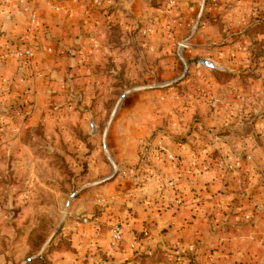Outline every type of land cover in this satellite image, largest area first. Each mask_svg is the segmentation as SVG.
Here are the masks:
<instances>
[{
    "label": "rangeland",
    "instance_id": "1",
    "mask_svg": "<svg viewBox=\"0 0 264 264\" xmlns=\"http://www.w3.org/2000/svg\"><path fill=\"white\" fill-rule=\"evenodd\" d=\"M253 13L255 19L246 24L244 38L238 42L241 47L253 49H245L235 67L218 59L220 43L216 41L197 46L189 36L176 39L170 26L155 38L158 27L144 23L138 28L137 39L133 30L125 43L122 41L126 54L114 53L119 46L116 37L108 45L112 52L103 47L92 52L85 50L73 65L76 70L70 77L74 81L70 86L53 88L48 100L37 102L34 92L16 102L1 99L0 142H16V147L8 149L6 157L10 160L3 162L6 166L0 169V191L4 192L3 197L0 194V264H61L59 255L63 252L62 257L68 260L65 264H75L70 256L71 228L89 223L86 216H95L96 210L76 214L72 204L94 186L89 175L97 172L94 162L109 160L110 149L124 153L140 139L148 143L147 148H155L159 139L166 136L177 142H191L193 154L206 162L203 167L199 163L191 166L193 174L209 171L223 177L224 188L218 189L223 196L218 205L225 198L228 208L222 210L224 213L214 210L215 199L201 195L196 187L188 192L181 190L179 199L182 203L194 195L200 198L196 200L198 204L209 201L206 215L213 222L220 218L225 238L231 240L239 225L246 226L256 218L261 223L264 81H259L262 72L257 69L264 67V9L257 8ZM185 43L187 47H182ZM202 58L212 60L217 67L203 65ZM235 58V54L229 55L230 61ZM233 78L239 84V108L243 112L233 121L235 114L226 109L224 115L228 118L221 124L217 118L223 105L220 94L223 91L229 99L233 96ZM133 96L141 98L135 100ZM234 105L232 110L237 109ZM251 106L254 109L245 111ZM153 112H157V118H153ZM14 114H21L22 119H14ZM18 123L25 126V135L5 133ZM142 124H146L148 133L138 135L140 139L134 136L135 142L129 141L131 129L135 132ZM23 141L30 145L25 151ZM144 156L148 163L145 171L151 174L158 166L157 156L150 150ZM135 172L124 168L121 175L133 176ZM233 191L240 193V198H229ZM92 195L100 196L96 192ZM237 209L243 213L241 217ZM117 224L122 225H107ZM258 228L262 237L264 231ZM255 249L263 251L262 246ZM168 261L188 264L185 256L172 253Z\"/></svg>",
    "mask_w": 264,
    "mask_h": 264
},
{
    "label": "crops",
    "instance_id": "2",
    "mask_svg": "<svg viewBox=\"0 0 264 264\" xmlns=\"http://www.w3.org/2000/svg\"><path fill=\"white\" fill-rule=\"evenodd\" d=\"M261 2L176 0L175 6H172L168 0H0V100L5 97L16 102L31 96L33 92L37 102L48 100L53 96V88L70 86V82L74 81L70 77L76 70L73 65L85 50L92 52L103 47V50L112 52L108 45L111 38L116 37L119 46L114 53L126 54L122 44L129 34H133V30L137 39L140 36L138 28L144 23L158 27L159 33L155 38L161 37L160 31L170 26L176 39L189 36L197 46L216 41L220 43L216 51L218 59L224 65L235 67V61L245 53L244 50L250 52L253 49L250 46L241 47L238 42L244 38L246 24L255 19L253 12L257 8L264 9V0L262 5ZM115 32L118 35H113ZM17 38H20L18 46L24 47L30 43L35 47L34 62L28 67L14 53V45L11 48L4 46L7 40ZM231 39L237 42L229 43ZM231 53L236 55L234 62L229 60ZM257 71L262 72L259 81H264V67H258ZM231 83H235L233 86L236 87L233 96L229 99L223 91L220 94L223 105L217 118L221 124L227 121L228 116L224 115L226 109L235 114L233 121L240 118L243 112L239 108V84L235 78ZM133 97L135 100L141 98ZM234 104H237V109H233L235 112L232 110ZM250 109L254 107L245 111ZM153 115V118L158 117L157 112H153ZM13 118L21 120L22 115L14 114ZM13 126L8 127L10 130L5 133L14 131L17 135H25V126ZM146 131V124H142L136 133L131 129L128 140L138 139L137 136L147 134ZM159 140L155 148H147L148 143L140 139V143L131 144V148L124 153L110 149L112 155L109 160L94 162L97 172L89 173L94 186L74 201L72 211L91 214L96 210V214L86 216L89 223L71 228L72 263L170 264L168 258L171 253L185 256L188 264L264 262V234L261 237L258 232V227L264 231V219L259 224V218H256V224L249 222L246 226L239 225L231 240L225 238L220 218H215L213 222L206 215L209 201L201 200L198 204L196 200L200 198L194 195L182 203L179 199L181 190L188 192L196 187L201 195L215 199L214 210L224 213L222 210L228 208L224 203L225 198L222 197V204L218 205L222 195L218 189L224 188L223 177L209 171L193 174L191 166L199 163L203 167L206 162L193 154L191 142H177L170 136ZM15 143L0 142V157L4 156L0 160V169L6 166L3 162H9L6 152L14 149ZM27 145L23 141L24 151ZM149 150L156 154L158 160V166L151 174L145 171L144 166L148 164L144 155ZM124 168L136 172L133 176H123L121 170ZM95 192L100 196L93 197L92 193ZM1 193L3 197L4 192ZM228 197L240 198V193L233 191ZM89 201L94 202L90 204ZM237 211L241 217L243 213L240 209ZM116 222L122 223L123 238L113 246L112 225ZM108 223L112 225L108 226ZM255 231L257 233L252 234ZM260 246L263 251L259 252L260 249L257 251L255 247ZM63 253L59 255L61 264L68 261L62 257ZM86 254L87 257L84 256Z\"/></svg>",
    "mask_w": 264,
    "mask_h": 264
},
{
    "label": "built area",
    "instance_id": "3",
    "mask_svg": "<svg viewBox=\"0 0 264 264\" xmlns=\"http://www.w3.org/2000/svg\"><path fill=\"white\" fill-rule=\"evenodd\" d=\"M168 3L170 5H174L176 3V0H168ZM20 38L14 39V40H7V42L4 43V46L7 48H11L14 45V53L20 58L23 65H32L35 58V47L30 44L26 43L24 47L18 46ZM2 46V45H0ZM182 47H187V44H182ZM123 238V227L122 225H115L112 229L111 234V245L115 246L118 244Z\"/></svg>",
    "mask_w": 264,
    "mask_h": 264
},
{
    "label": "water",
    "instance_id": "4",
    "mask_svg": "<svg viewBox=\"0 0 264 264\" xmlns=\"http://www.w3.org/2000/svg\"><path fill=\"white\" fill-rule=\"evenodd\" d=\"M200 61L203 65H207L210 67H217V65L212 60L202 58Z\"/></svg>",
    "mask_w": 264,
    "mask_h": 264
}]
</instances>
